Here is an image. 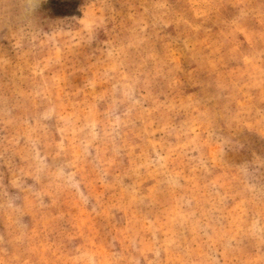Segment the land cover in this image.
<instances>
[{
    "label": "rangeland",
    "instance_id": "374dc122",
    "mask_svg": "<svg viewBox=\"0 0 264 264\" xmlns=\"http://www.w3.org/2000/svg\"><path fill=\"white\" fill-rule=\"evenodd\" d=\"M0 264H264V0H0Z\"/></svg>",
    "mask_w": 264,
    "mask_h": 264
},
{
    "label": "clouds",
    "instance_id": "9594fccd",
    "mask_svg": "<svg viewBox=\"0 0 264 264\" xmlns=\"http://www.w3.org/2000/svg\"><path fill=\"white\" fill-rule=\"evenodd\" d=\"M34 2H35L36 7H38L40 0H34Z\"/></svg>",
    "mask_w": 264,
    "mask_h": 264
}]
</instances>
